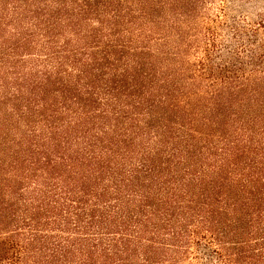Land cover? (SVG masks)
Wrapping results in <instances>:
<instances>
[{
	"label": "trees",
	"instance_id": "16d2710c",
	"mask_svg": "<svg viewBox=\"0 0 264 264\" xmlns=\"http://www.w3.org/2000/svg\"><path fill=\"white\" fill-rule=\"evenodd\" d=\"M0 264H264V0H0Z\"/></svg>",
	"mask_w": 264,
	"mask_h": 264
}]
</instances>
